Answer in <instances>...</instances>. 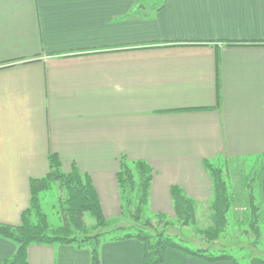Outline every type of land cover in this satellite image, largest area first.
Here are the masks:
<instances>
[{
	"label": "crops",
	"instance_id": "1",
	"mask_svg": "<svg viewBox=\"0 0 264 264\" xmlns=\"http://www.w3.org/2000/svg\"><path fill=\"white\" fill-rule=\"evenodd\" d=\"M50 155L90 175L108 220L122 217V158L154 169L152 216L175 217L174 186L209 205L206 161L264 158V0H0V224H21ZM15 251L0 237V264ZM100 253L143 264L145 246ZM28 261L91 251L32 245ZM161 264L234 263L169 249Z\"/></svg>",
	"mask_w": 264,
	"mask_h": 264
},
{
	"label": "trees",
	"instance_id": "2",
	"mask_svg": "<svg viewBox=\"0 0 264 264\" xmlns=\"http://www.w3.org/2000/svg\"><path fill=\"white\" fill-rule=\"evenodd\" d=\"M49 172L40 179L30 182V206L22 214L19 226L0 224V237L16 246L14 255L2 264H29L28 251L32 245L75 246L78 249L91 251V264H101V248L104 244L124 240H139L145 246L143 264H161L165 261L166 252L175 249L182 253L209 262L233 261L235 258L225 252L213 253L207 250H194L186 246L182 240L168 236L165 230L157 231L152 218L144 219L147 212L149 196L152 188L154 169L145 161L130 162L120 160L117 181L122 196V216H129L134 225L109 229V220L105 217L98 192L90 175L82 173L77 167L66 173L58 155H50ZM205 168L213 179V197L209 204L212 226L204 231L208 239L217 241L225 231L228 213L233 197L223 178V170L213 162L206 161ZM264 173V158L259 174V182ZM59 186L63 197L60 199V218L62 224L54 226L42 207V196ZM174 211L178 222L188 225L194 222L198 203L186 195L182 188H171ZM251 208L255 206L253 196ZM256 211H258L256 209ZM94 219L95 225L91 234L87 228L86 215ZM166 220L164 214L153 216ZM169 223L165 222V226ZM101 231V232H99ZM251 264H264V259L254 258Z\"/></svg>",
	"mask_w": 264,
	"mask_h": 264
},
{
	"label": "rangeland",
	"instance_id": "3",
	"mask_svg": "<svg viewBox=\"0 0 264 264\" xmlns=\"http://www.w3.org/2000/svg\"><path fill=\"white\" fill-rule=\"evenodd\" d=\"M213 164L223 170V178L228 186L229 194L233 197L225 231L217 241L206 238L207 234L204 235V231L213 225L210 221L209 205H198L196 218L188 225L178 222L176 215L172 219L168 217L166 220H159L153 218L148 211L144 214V219L152 218L158 232L165 230L168 236L182 240L191 249L207 250L213 253L225 251L231 254L238 264H251L254 258L264 259V202L259 185L262 159L251 158L239 161L220 159ZM251 196L255 201L253 208L250 205ZM62 197L59 186L55 185L41 198L43 210L54 226L62 224L60 218ZM109 222V229L135 224L129 216H122ZM165 222L169 225L165 226ZM86 223L90 233L95 234L96 232L91 231L95 221L88 214Z\"/></svg>",
	"mask_w": 264,
	"mask_h": 264
}]
</instances>
